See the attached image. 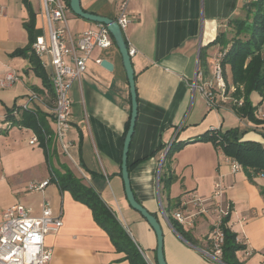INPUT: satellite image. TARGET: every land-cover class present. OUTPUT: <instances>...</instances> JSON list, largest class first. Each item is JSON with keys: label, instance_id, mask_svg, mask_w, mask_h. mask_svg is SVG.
Returning <instances> with one entry per match:
<instances>
[{"label": "crops", "instance_id": "1", "mask_svg": "<svg viewBox=\"0 0 264 264\" xmlns=\"http://www.w3.org/2000/svg\"><path fill=\"white\" fill-rule=\"evenodd\" d=\"M249 1L80 0L85 11L109 18H117L125 3L132 18L124 30L129 47L136 49L132 61L138 98L128 155L130 179L137 200L161 222L168 264H227L213 258L207 246L213 215H197L192 226L184 227L202 246L183 238L165 217L170 199L180 201L179 207L171 209L173 216L176 211L195 214L193 195L210 198L217 183L224 191V200L232 207L229 227L244 246L236 252L238 261L264 264V176L250 179L243 169L234 172L230 158L211 141L193 140L210 129L239 128L243 139L254 138L264 144V99L258 92L251 94L256 116L261 120L256 123L239 117L231 108V101L220 94L217 106L209 108L202 94L191 88L199 66L207 80L212 79L213 57L220 46L210 50L208 44L229 29L231 20L245 16ZM30 2L36 13L37 36L48 37L41 0L38 4ZM0 7L4 10L0 15V77L9 71L18 75L12 86L0 87L1 123L10 110L25 102L33 86L40 90L44 87L29 59L13 54L29 43L24 26L27 8L22 0H0ZM67 24L74 40L100 26L71 9ZM96 59L110 61L113 69L104 68ZM227 77L232 86L230 74ZM227 94L230 96L231 92ZM40 95L41 101L34 102L31 108L46 115L49 150L41 142H29L34 133L30 128L15 125L0 133V222L3 212L16 204H24L37 217L47 203L64 222L58 233L46 236V245L53 250L49 264H130L96 223L91 209L59 186L57 176L68 170L93 187L139 245L149 264H157V236L147 220L130 206L121 174L132 104L117 45L96 48L81 79L70 88L71 127L64 139L66 149L55 136L56 125L50 111L53 101L46 93ZM176 139L191 141L175 152L166 168L167 173L173 171L176 176L167 189L161 180L164 161L160 175L159 167L168 146ZM45 179L51 182L43 191L27 190L30 181ZM184 201L186 205L182 204Z\"/></svg>", "mask_w": 264, "mask_h": 264}, {"label": "built area", "instance_id": "2", "mask_svg": "<svg viewBox=\"0 0 264 264\" xmlns=\"http://www.w3.org/2000/svg\"><path fill=\"white\" fill-rule=\"evenodd\" d=\"M42 10L46 15L49 34L37 36L32 44L33 51L42 60L43 65L48 69L53 88L54 100L50 108L56 125L55 136L58 142L66 149L64 139L71 124L69 117L72 109V99L70 88L73 82L81 79L86 71L87 61L91 58L96 48H108L114 44V39L108 29L100 25L98 29L88 30L77 40H74L68 30V13L70 7L66 0H41ZM125 3L121 5V12L117 21L121 28H125L132 21V18L125 10ZM4 12L0 7V15ZM136 49L129 47V54L133 56ZM222 52L218 51L213 57L212 79L207 80L205 71L199 66L196 76L191 83L192 90L199 91L207 101L209 108L217 106V96L220 94L226 99L228 87L224 78L221 64ZM101 63V59H96ZM18 80V75L9 71L0 77V87H10ZM231 91L234 90L230 86ZM41 97L37 92L31 91L21 105L12 109V115L17 117L21 113L31 108L34 102H40ZM239 104L242 100L238 101ZM8 115V113H7ZM7 115L0 123V133L10 130L16 124ZM50 135L46 134V148L49 150L48 142ZM29 142L39 143V137L34 132ZM234 172L241 170V165L229 159ZM51 182V179L42 181H30L27 185L29 192L43 191ZM224 191L220 183L215 185V189L210 198L198 196L192 197L196 208L195 214H184L176 211L174 218L184 227L192 226L194 217L213 215L212 227L209 233L211 242L210 254L213 258L222 261L224 233L222 231L223 220L231 215L232 207L224 200ZM186 205L184 201L182 203ZM64 222L61 217L55 216L47 203L43 205L42 215L33 216L31 210L24 204H16L7 208L3 212L0 222V264H49L53 258L52 248L46 245V236L50 233H58ZM229 225V224H228ZM231 229V228H230ZM237 240V238H236ZM238 242V240H237Z\"/></svg>", "mask_w": 264, "mask_h": 264}, {"label": "trees", "instance_id": "3", "mask_svg": "<svg viewBox=\"0 0 264 264\" xmlns=\"http://www.w3.org/2000/svg\"><path fill=\"white\" fill-rule=\"evenodd\" d=\"M22 2L28 11V20L24 26L28 32L29 43L25 48L18 49L13 54L29 59L31 69L42 80L44 87L43 90H40L33 86L32 91L37 92L40 97V93H46L51 102L54 100V94L50 74L32 48L37 37L36 13L30 0H22ZM67 3L69 5V0ZM245 10L244 17L229 22L230 31L220 32L211 43L219 45V51L222 52L221 64L228 93L231 92V108L239 117L259 123L261 120L256 116V106H253L251 94L258 92L264 99V0H250L245 5ZM229 34L231 35L229 36ZM228 74L231 76L233 91L230 90ZM240 100H242L241 104L238 103ZM11 113L12 110L8 112V119L18 126L32 129L38 135L41 144L46 146L48 129L44 120L46 116L44 112L28 108L21 113L18 119L14 118ZM193 140L211 141L225 156L237 161L250 179L256 175L264 176V144L255 139H243L239 128H231L226 131L210 129ZM189 141L191 140L176 139L165 157L163 167L165 172L161 175V180L167 189L175 181L176 176L173 171L167 173L166 168H169V163L175 152L182 149ZM57 181L61 189L70 191L75 200L86 204L91 209L96 223L109 235L115 249L124 253V260L129 261L130 264H149L139 245L93 187L84 183L82 179L77 178L68 170L59 174ZM262 192L264 193V189ZM179 205L180 201L170 199V206L166 209V213L171 225L187 241L202 246L172 215L171 209L179 207ZM229 220L230 216L225 218L222 223L224 233L222 261L227 264H241L236 257V252L244 246L237 242L236 234L228 225ZM207 246L209 249L211 248L209 236L207 237Z\"/></svg>", "mask_w": 264, "mask_h": 264}, {"label": "water", "instance_id": "4", "mask_svg": "<svg viewBox=\"0 0 264 264\" xmlns=\"http://www.w3.org/2000/svg\"><path fill=\"white\" fill-rule=\"evenodd\" d=\"M70 9L78 16H81L85 19L98 22L100 25L105 26L110 34L112 35L115 44L117 45L123 59L124 68L127 74L129 86H130V94H131V114H130V122L129 127L127 130V134L125 136L124 140V146H123V154H122V166H121V174L122 179L124 182L125 187V193L126 197L128 199V202L130 206L137 210L149 223L151 228L154 230L156 236H157V248H156V262L157 264H168L166 261V257L164 254V232L163 227L161 225V222L149 210L141 204L133 191L132 185H131V179H130V171H129V149L132 141V137L135 131L136 121H137V115H138V98H137V88H136V81H135V70L133 67V61L132 56L129 54V44L127 42V39L124 34V30L119 25L117 18H109L106 16L98 15L95 13L87 12L85 11L82 6L80 0H70L69 3ZM101 65L108 69L112 70L113 65L110 61L104 59L101 62ZM172 145L168 146L162 163L159 167V175L161 172V168L163 165V161ZM166 220L170 223L168 217L166 216ZM171 224V223H170Z\"/></svg>", "mask_w": 264, "mask_h": 264}, {"label": "rangeland", "instance_id": "5", "mask_svg": "<svg viewBox=\"0 0 264 264\" xmlns=\"http://www.w3.org/2000/svg\"><path fill=\"white\" fill-rule=\"evenodd\" d=\"M34 2H35L36 4H38V0H34ZM228 30L230 31V29H228ZM221 32H222V31H221ZM230 35H231V34H229V36H230ZM208 46H209L208 48H209L210 50H211V49H214L215 47L218 48V45H215V44H212V43H209ZM205 55H206V54H204V56H205ZM208 70H209V71L212 70L211 66L208 67ZM5 88H8V87H5ZM196 93L198 94L199 91H197ZM197 96H198V95H197ZM256 96H257V95H256ZM256 96H255V97H256ZM203 98H204V96H203ZM204 100H205V102H206V104H207V101H206L205 98H204ZM258 103H259V102H258ZM258 103H257V104H258ZM247 119H248V118H247ZM250 139H254V138H250Z\"/></svg>", "mask_w": 264, "mask_h": 264}]
</instances>
